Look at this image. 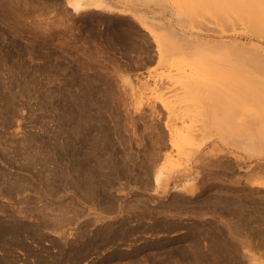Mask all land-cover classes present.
Returning <instances> with one entry per match:
<instances>
[{
	"label": "rangeland",
	"instance_id": "obj_1",
	"mask_svg": "<svg viewBox=\"0 0 264 264\" xmlns=\"http://www.w3.org/2000/svg\"><path fill=\"white\" fill-rule=\"evenodd\" d=\"M67 1L0 0V264H264L249 5Z\"/></svg>",
	"mask_w": 264,
	"mask_h": 264
},
{
	"label": "bare ground",
	"instance_id": "obj_2",
	"mask_svg": "<svg viewBox=\"0 0 264 264\" xmlns=\"http://www.w3.org/2000/svg\"><path fill=\"white\" fill-rule=\"evenodd\" d=\"M205 3L207 4L205 7H201L200 10L201 11H206L208 10V12L210 14L213 15H218L221 12H225L227 11L225 8L226 6L222 4L220 5V7H218V5L216 4L215 0H204ZM228 1V0H226ZM230 2L233 0H229ZM238 1V0H236ZM235 3L237 4L238 2ZM240 1V0H239ZM89 2V3H88ZM234 2V1H233ZM245 2L249 5V6H245L246 10H245V14H243V18H247V20L249 21V25H251L250 28H252L253 31H255V33L257 32L258 34H260L261 36L264 37V0H245ZM96 4L98 5L99 3L97 2V0H68L67 1V5L75 12L81 11L82 9H84L87 5L89 4ZM213 3V6L211 5ZM223 3V2H222ZM228 4V3H227ZM243 4V3H242ZM222 7V8H221ZM231 7V6H229ZM236 8L239 6H235ZM234 8V7H233ZM240 8V7H239ZM232 9V7H231ZM235 11V10H234ZM241 11V10H240ZM193 13H199V11L197 9H192ZM242 12V11H241ZM239 13V12H238ZM243 13V12H242ZM192 14V13H191ZM240 15V14H239ZM242 16V15H241ZM148 34H151L150 31H147ZM261 38V37H260ZM160 49V47H159ZM245 93V92H244ZM254 95V94H253ZM249 97V96H248ZM247 97V98H248ZM246 98V97H244ZM259 99V98H258ZM257 101V100H256ZM74 146V145H73ZM262 255V254H261ZM260 255V256H261ZM254 259V258H253ZM256 260V258H255ZM258 264V263H257ZM261 264V263H260Z\"/></svg>",
	"mask_w": 264,
	"mask_h": 264
}]
</instances>
